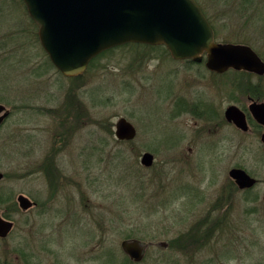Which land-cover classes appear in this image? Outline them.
I'll use <instances>...</instances> for the list:
<instances>
[{
    "label": "rangeland",
    "instance_id": "1",
    "mask_svg": "<svg viewBox=\"0 0 264 264\" xmlns=\"http://www.w3.org/2000/svg\"><path fill=\"white\" fill-rule=\"evenodd\" d=\"M195 1L216 42H248L264 61V0ZM37 31L22 0H0V105L10 112L0 126V210L14 223L0 264H89L92 246L94 264H127L128 240L143 246L132 264H264L261 131L249 122L242 132L223 117L230 105L247 111L239 85L264 101V74L219 75L161 46L125 45L80 75L88 116L62 122V109L57 118L44 110L60 109L73 81L49 66ZM181 101L188 107L179 113ZM121 117L136 129L131 142L114 137ZM52 150L65 179L56 192L30 174L31 162ZM145 152L154 156L149 168L140 164ZM231 168L257 185L238 190ZM19 194L36 207L21 210ZM201 224L213 235L192 243L189 233L207 232Z\"/></svg>",
    "mask_w": 264,
    "mask_h": 264
},
{
    "label": "water",
    "instance_id": "2",
    "mask_svg": "<svg viewBox=\"0 0 264 264\" xmlns=\"http://www.w3.org/2000/svg\"><path fill=\"white\" fill-rule=\"evenodd\" d=\"M28 16L36 24L38 40L52 65L65 77H77L90 61L101 53L126 44L164 46L176 61L200 63L212 73L229 70L261 76L264 61L249 46L218 43L214 32L195 0H22ZM248 111L263 127L260 137L264 151V101L251 100ZM0 105V124L8 116ZM242 132L248 130L244 113L230 105L224 112ZM117 141H132L135 127L125 118L114 126ZM154 156L145 152L140 164L152 166ZM228 176L241 189H251L257 180L241 168H231ZM1 178V174H0ZM19 207L26 211L32 204L18 196ZM12 223L0 217V236L11 230ZM122 250L133 260L142 259V246L135 240L123 241Z\"/></svg>",
    "mask_w": 264,
    "mask_h": 264
},
{
    "label": "flooded vegetation",
    "instance_id": "3",
    "mask_svg": "<svg viewBox=\"0 0 264 264\" xmlns=\"http://www.w3.org/2000/svg\"><path fill=\"white\" fill-rule=\"evenodd\" d=\"M200 7V6H199ZM201 8V7H200ZM202 10V9H201ZM204 14V13H203ZM169 53V52H168ZM170 55V54H169ZM204 58H205V55H204ZM183 61H192V60H183ZM219 75H221V74H219ZM248 100H249V103H250V101L252 100V98L250 99V98H248ZM254 101V100H253ZM184 105H186L185 103H183L182 101L181 102H179L178 103V111H179V113L180 112H182L183 110L184 111H186L187 110V105H186V107L184 106ZM234 106V105H233ZM7 110V109H6ZM205 110H206V108H205ZM204 110V111H205ZM226 110V109H225ZM207 111V110H206ZM243 113H244V115H245V120H246V122H247V125H248V130H249V122H250V118L252 119V117H251V115H250V113H249V111H248V108H247V111H243V110H241ZM9 112V111H8ZM225 112V111H224ZM201 112H199V114H200ZM206 114V113H205ZM9 115H10V112H9V114H8V116L2 121V123L0 124V126L4 123V121L9 117ZM223 117H224V115H223ZM224 119H225V117H224ZM226 120V119H225ZM226 122L227 123H230V124H232V125H234L232 122H228L227 120H226ZM257 124V123H256ZM258 125V124H257ZM235 126V125H234ZM258 126H260V125H258ZM236 127V126H235ZM237 128V127H236ZM257 128H259V131H261V134H260V137H261V135H262V133H263V127L262 126H260V127H257ZM238 129V128H237ZM240 130V129H239ZM248 130L246 131V132H248ZM241 131V130H240ZM127 142H131V141H127ZM263 148V147H262ZM56 150H52L51 151V153L50 154H48V153H46L45 155H44V159L43 160H40L39 162L38 161H35V162H31V172H30V174L31 175H33V174H35L36 172L38 173V174H41V175H43V176H41V178H43V180H45V182H47L46 184H47V186H48V188H51L52 189V191L53 192H56L57 190H58V188L59 187H62V185L64 184V182H65V179H64V177H63V175H62V173H61V171H60V169H59V167H58V162H56L55 161V158H54V152H55ZM58 152V151H57ZM56 152V153H57ZM32 164H33V166H32ZM1 174V178H0V206H2L3 205V188L1 187V181L3 180V174L2 173H0ZM232 182L234 183V185H235V187L238 189V190H241V189H239L237 186H236V184H235V182L232 180ZM257 183H258V181L256 182V184L251 188V189H245V190H241V191H247V190H252L256 185H257ZM50 184V185H49ZM32 194L33 195H35L37 192H36V188L34 187V188H32ZM20 195H23V194H19L18 196H20ZM18 196H17V198H18ZM24 196V195H23ZM26 197V196H25ZM30 202H31V204H32V206L28 209V210H30L31 208H34V207H36V203L34 202V201H31L28 197H26ZM16 201H17V199H16ZM17 204H18V207H19V203H18V201H17ZM15 206V205H14ZM20 208V207H19ZM21 209V208H20ZM15 210V209H14ZM22 210V209H21ZM24 211V210H23ZM27 211V210H26ZM0 217L2 218V219H4V220H6V221H9V222H11L12 223V228H11V230L7 233V235L6 236H4V237H1L0 236V243L1 242H4V240L11 234V232H12V230L14 229V223H13V221L10 219V218H8V216H4V214L1 212V210H0ZM129 241V240H128ZM131 241V240H130ZM136 241V240H135ZM138 242V241H137ZM75 244V243H74ZM140 244V243H139ZM76 245H77V243H76ZM95 247L96 246H92L91 247V250H89L87 253L88 254H90V256H89V258H87V261L89 262V261H91L92 263H89V264H94V263H96V261H97V259L99 258V253H97V251H95ZM143 247V246H142ZM143 249V248H142ZM124 252V251H123ZM125 253V252H124ZM75 254H77V255H75V256H78V255H82L83 253H80V254H78V253H75ZM72 255V254H71ZM125 255L127 256V258H128V263L127 264H132V263H139V262H141L142 261V259H143V250H142V259L140 260V261H138V262H136V261H133L126 253H125ZM71 258H72V256H70ZM79 258H77L76 260V263H69V264H78V262H80L79 264H82V262L80 261V259H82V261H83V259H84V257L83 258H80L79 260H78ZM48 264H68V263H63V262H61L60 260H58L57 258H52V260L48 263Z\"/></svg>",
    "mask_w": 264,
    "mask_h": 264
},
{
    "label": "trees",
    "instance_id": "4",
    "mask_svg": "<svg viewBox=\"0 0 264 264\" xmlns=\"http://www.w3.org/2000/svg\"><path fill=\"white\" fill-rule=\"evenodd\" d=\"M201 9H202V12L204 13V15L206 17V14H205L203 8H201ZM207 20L209 21L208 18H207ZM209 24L211 25L210 22H209ZM211 27H212V25H211ZM241 44L242 45H246V46H249L250 45L248 42L241 43ZM126 45L143 46V47H149V48H155V47H157V46H149V45L135 44V43L126 44ZM123 46H125V45H123ZM119 47H122V46H119ZM161 47L163 48V50L166 53H168L167 49L164 46H161ZM116 48H118V47H116ZM158 48H160V46H158ZM113 49H115V48H113ZM113 49H110L108 51L103 52L102 54H100L99 56H97L96 58H94L93 60H91V62L89 63V65L93 64V62L96 59H98L100 56L106 54L107 52L112 51ZM257 55L260 57V55L258 53H257ZM188 62H191V61H188ZM47 63L49 64L50 67H52L54 69V66L52 65V63L50 62V60H47ZM233 73L234 74H237V75H240V74L241 75H243V74L250 75V73H248V72H233ZM65 78H67V77H65ZM80 78H81L80 76L73 77V78H68L69 80H72L73 83L66 90V92H65V98H64L65 100L62 102V104L60 106V109H58L57 111H54V110H51V109H47L46 111L44 110V112H47V113H49L52 116H54V117L57 118L58 113L60 114V110L62 109L61 110L62 111L61 113L64 114L63 117H60V119H61L62 122H68L71 119L77 121V118H83V117L86 118L88 116V114H87L88 111H86V108L83 106V102L80 101V97H79V90L78 89L80 88V85H79V82L81 81ZM75 82H78V83L75 84ZM238 88L240 90H242V93H244L248 98L260 99L259 97H261L260 94H259L260 96L257 97L255 94H253L252 92H250V88H246L244 91H243L242 85H239ZM250 122L254 126L260 127L251 118H250ZM247 191H249V190H247ZM201 225L204 227L203 230L209 229V228H207L206 225H204V224H201ZM212 235H213L212 230H210V231L207 230V232L204 231V232H202V235H200V231H198L195 237L193 236L192 232L188 234V236L192 239V243H195L196 242V244L200 243V239H201V241L206 239L204 242L208 241L209 237L211 238Z\"/></svg>",
    "mask_w": 264,
    "mask_h": 264
}]
</instances>
